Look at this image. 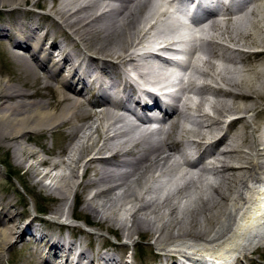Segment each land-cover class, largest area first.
Returning a JSON list of instances; mask_svg holds the SVG:
<instances>
[{"label": "bare ground", "instance_id": "bare-ground-1", "mask_svg": "<svg viewBox=\"0 0 264 264\" xmlns=\"http://www.w3.org/2000/svg\"><path fill=\"white\" fill-rule=\"evenodd\" d=\"M174 3L0 0L21 68L0 79V146L34 204L0 196V264L18 244L34 250L28 264H132L138 238L162 255L153 264L263 259L264 0H178L195 29ZM152 35L145 50L181 46L185 77L140 48ZM154 120L159 131L143 127ZM76 207L95 232L74 225Z\"/></svg>", "mask_w": 264, "mask_h": 264}, {"label": "rangeland", "instance_id": "rangeland-1", "mask_svg": "<svg viewBox=\"0 0 264 264\" xmlns=\"http://www.w3.org/2000/svg\"><path fill=\"white\" fill-rule=\"evenodd\" d=\"M3 8L1 7L0 10ZM24 8L27 9L29 7H24ZM0 20H1V16H0ZM10 48H11L10 43L8 41H4L0 39V79L4 81L8 80L9 78L8 76H11L14 74L20 75L19 73L21 72V68L17 64L15 58L12 56V54H10ZM256 124H257V127L262 128L264 126V117L257 120ZM52 137L53 136L51 137L49 136L46 140L49 146L52 144V141H53ZM58 142L60 143V147L56 150L58 152L60 151L64 152V150L68 148L69 141L61 140ZM17 169H18L17 165L15 164V161L13 160V157H12V151L8 150L5 147L0 146V196H3V195L9 196V198L12 199L13 202H16L19 200L21 204L18 207V211L19 212L27 211V212H30L32 215H34L33 201L31 197L29 196V193L26 187L21 182L18 176L22 172L21 170H17ZM53 176H58V175L53 173ZM44 183L47 185L53 184V178L45 180ZM14 189L16 190L17 194H15ZM22 200H25L26 204ZM35 200L36 202L35 201L34 202L38 205V207L41 206L42 208L49 207L50 205H57L58 203L56 199L47 198V197L44 198L40 195L36 196ZM72 201H73V197L69 201L70 205ZM127 207H128L127 210H129L130 206H127ZM30 209L31 211H29ZM45 212L48 213L47 215L48 217L44 216V218L45 219L51 218L49 212L47 211ZM76 214L77 216L76 218H74V225L80 226L84 231H86V233L95 232L94 218L90 212L82 211L80 207H76ZM86 220H88V222H86ZM100 233L108 237L112 242H114V244H119V239H117L115 235L107 234L106 232H100ZM78 236H79L78 238L81 239V235H78ZM123 241L125 242L126 239ZM137 241H138V245L135 244L134 246H130L128 249H126V253L128 257H131V260H132L133 255H136L137 257L135 259L136 263H132V264H153L155 263L157 257H162V255H156L157 251L155 250V248L150 249L147 247V243H148L147 240L143 238H138ZM6 249L8 250H6V252L2 254V264H28L31 260L35 261L36 259L35 256L33 257L30 256V254H32L34 250L29 247L27 248L23 244H18L16 247L12 249H9V247H7ZM36 261L38 260L36 259ZM244 262L246 263L247 260H245ZM247 264H264V253H263V259L255 258L253 260V263H250L248 261Z\"/></svg>", "mask_w": 264, "mask_h": 264}]
</instances>
